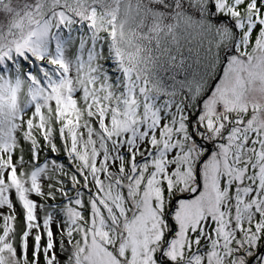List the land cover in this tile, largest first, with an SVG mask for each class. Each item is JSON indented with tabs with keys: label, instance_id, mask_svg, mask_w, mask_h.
<instances>
[{
	"label": "snow or ice",
	"instance_id": "1",
	"mask_svg": "<svg viewBox=\"0 0 264 264\" xmlns=\"http://www.w3.org/2000/svg\"><path fill=\"white\" fill-rule=\"evenodd\" d=\"M0 264H264V0H0Z\"/></svg>",
	"mask_w": 264,
	"mask_h": 264
}]
</instances>
